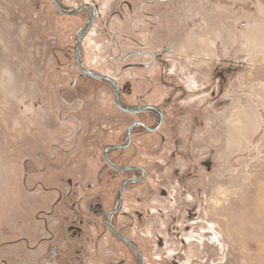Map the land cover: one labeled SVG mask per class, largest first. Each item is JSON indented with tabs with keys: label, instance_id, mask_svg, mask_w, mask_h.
<instances>
[{
	"label": "rangeland",
	"instance_id": "1",
	"mask_svg": "<svg viewBox=\"0 0 264 264\" xmlns=\"http://www.w3.org/2000/svg\"><path fill=\"white\" fill-rule=\"evenodd\" d=\"M61 1L70 6L82 0ZM94 1L101 16L86 41L85 61L100 72H111L106 56L92 47H108L102 29L118 46L121 33L113 35L112 30L130 25L111 12L118 0ZM147 9L160 18L159 27L150 28L153 48L171 49L164 56L168 66L163 76L153 72L164 85L157 80L151 97L161 102L169 96L171 103L163 129L151 136V143L138 144L134 162L147 164L150 183L168 195L155 190L147 198L151 202L143 203L144 192L137 189L136 200L128 195L126 207L133 214L135 209L143 212L142 223L122 217L116 223L127 226L147 264H169L176 251L178 261L195 264H264V0H152ZM84 19V14H59L50 0H0V264H110L122 257L134 264L129 250L109 235L97 238L99 231L93 227L81 224V233L72 235L69 220L58 217L56 227L43 221L57 202V188L66 192L70 179L72 186L75 180L81 185L93 179L96 158L72 155H87V146L94 143L101 150L117 137L109 136L115 126L107 116L118 115L105 91L63 90L67 98L81 95L86 101L87 125L79 149L68 158L46 161L43 172L34 167L37 151L50 150L54 142L68 147L77 128L64 120V104L56 91L78 74L72 49ZM162 134L164 142L159 141ZM181 180L190 189H183ZM39 181L51 189L45 191ZM114 186L93 185L79 190V196L86 199L105 188L113 195ZM144 194L148 196L147 190ZM180 194L186 204H197L191 221L188 211L180 212ZM67 212L61 209L59 214L67 217ZM198 218L202 230L213 232L211 237L192 233ZM23 222L30 225L26 231ZM177 235L189 236L184 239L188 244L183 246ZM53 245L60 258L49 259L44 252Z\"/></svg>",
	"mask_w": 264,
	"mask_h": 264
},
{
	"label": "flooded vegetation",
	"instance_id": "2",
	"mask_svg": "<svg viewBox=\"0 0 264 264\" xmlns=\"http://www.w3.org/2000/svg\"><path fill=\"white\" fill-rule=\"evenodd\" d=\"M50 2L52 7L63 16L73 17L79 14L85 15L84 25L77 30L72 49V61L78 74H76L68 84L60 87L63 89L56 91L59 100L64 104L61 112V114H64V120H72L77 128L72 134V142L68 147H65L61 143L54 142L49 145L50 150L37 151L38 158L35 159L34 167L38 172H43L46 169V161H56L60 155H63L61 156L62 158H68L67 156L69 153L79 149L81 133L85 130L87 125L84 116L86 101L81 95H72L67 98L62 95L61 91H72L77 89V92L82 94L85 88L91 89L92 93L97 92L99 89L103 90L105 91V95L110 98L112 107L118 116H107L110 123L115 126V129L110 131L109 136L113 137L114 133H117V137H115L114 141L104 143L101 150L97 147V143L89 144L87 147H90V149H88L90 154L72 155V157L76 158H94L93 160L96 158L94 161L95 164L92 167L93 170H91L93 179L84 183L81 182V185L78 180H75L74 186H72L73 182L70 179L67 182L71 185V188L67 189L66 192L57 188L60 193L57 202L52 205L49 214L45 216L46 218H43V221H49L54 225L53 227H56L58 222H55V220L58 217L66 222L69 220L67 222V230L69 233H72V235L81 233V224H85L88 228L93 227L99 231L97 238L101 239L105 234L109 235L117 243L129 250L132 254L134 264H147V256L143 253L137 240L126 233V225H123L124 227L117 225L116 219L122 217L127 218V221L131 224H135L136 222L142 223L143 212L135 209V214H133L129 210L130 208L126 207L130 204L128 195H131L132 202L136 200L137 189H141V192L144 193L146 190L148 192L147 197L144 193H140L144 198L143 203L151 195H154L155 190L160 193L161 196L168 195L163 187H154L150 183L151 174L147 164L134 162L138 155V144L144 146L151 143V136L153 134H158L160 130L163 129L166 120V109L171 103L169 96L165 97L166 100L161 102H155L151 97L157 80L159 84L162 86L164 85L161 77L165 73V66H168V59L164 58V56L168 54L167 52L171 51V49L165 47V45H161L160 50L153 48L154 46L151 41L152 30L150 28L159 27L160 18L150 9H147L151 7L152 0H144L138 6L135 5L134 0H118L115 10L111 12H113V14L115 13L114 15L118 17L120 22L125 23L129 21L130 27L128 29L116 28L112 30V32H114L113 35L121 33L122 41L120 44L117 42L118 46L109 38V32L107 33L104 29L101 30L100 33L103 32V35L106 36L105 44H107L108 47L99 45V49H96L95 46H93L92 50L97 51L101 56H106L107 63L112 65L111 72L104 73L88 66L85 61L86 41L91 34L90 32L94 24L97 22V18L101 16L98 3L95 4L96 1L94 0H82L79 3L68 6L63 4L61 0H50ZM130 19H132V21ZM137 23L148 25L147 27L149 28L136 26ZM104 27L107 29V25ZM108 39L110 41H108ZM82 69L104 77H93L92 75L82 72ZM154 70H157L161 76L160 79L153 75ZM142 86L144 87L143 90ZM96 134L99 135V132ZM160 137L159 141L164 142L165 136L162 134ZM130 150V154H127ZM40 165L42 167L45 166L42 168ZM184 181L181 180L180 182L183 189H190ZM104 182H113L115 184L114 188H112L113 195L108 191H104L107 189L105 188L102 190V194H94L86 199H84L83 195L82 197L79 196V190L88 191L92 189L93 185L98 187ZM37 183L45 191L51 189L49 187L47 188L41 181ZM188 194L194 197L189 191ZM102 195H104L103 198ZM179 196L181 197L182 194ZM109 197L110 202L107 203L106 198ZM182 197L183 198L178 202V204H180L178 207L180 212L185 210L187 214L188 211V221L192 218V211L195 210L194 208L197 207V204L194 202L188 205L184 202L186 198L184 196ZM139 200H141L140 196ZM193 200H195V198H193ZM147 201L151 202V200ZM61 209L69 211L66 213L67 217H65V215L61 217V214H59ZM40 219L42 220V217H40ZM65 221L64 225L66 224ZM193 222L194 220L191 224ZM196 223L199 225H197L198 228L196 230L192 231L193 234L197 233L198 235L201 231V233H203L202 239L205 238L204 236H212L213 232H211L210 229L202 230L203 225L199 218ZM179 225L181 226L180 223ZM184 227L185 230L190 229L188 224H185ZM178 232L177 230V233ZM177 236L178 239H183L182 235ZM51 237H54V235H51ZM187 238L190 239L189 236L184 239ZM184 239L182 241L183 246L188 244ZM60 240H66V238L62 236ZM157 243L159 246L164 245L160 237L157 238ZM166 243L167 242H165V245ZM50 247L51 246H47V249L44 251L48 258H60L61 253L56 246V254L52 256L49 254ZM134 248L136 250H134ZM173 255L174 256L169 258V264H195L191 260L186 261L184 258L178 261L176 258L180 257V251H176ZM183 255L184 253L181 251V256ZM110 264H126V259L122 257Z\"/></svg>",
	"mask_w": 264,
	"mask_h": 264
},
{
	"label": "water",
	"instance_id": "3",
	"mask_svg": "<svg viewBox=\"0 0 264 264\" xmlns=\"http://www.w3.org/2000/svg\"><path fill=\"white\" fill-rule=\"evenodd\" d=\"M77 53V52H76ZM82 72H84V73H86V74H88V75H92L93 77H104V76H102V75H99V74H96V73H91V72H89V71H85V70H83L82 69ZM134 250H136L135 248H134Z\"/></svg>",
	"mask_w": 264,
	"mask_h": 264
},
{
	"label": "built area",
	"instance_id": "4",
	"mask_svg": "<svg viewBox=\"0 0 264 264\" xmlns=\"http://www.w3.org/2000/svg\"><path fill=\"white\" fill-rule=\"evenodd\" d=\"M56 247L55 246H51L50 249H49V254L52 256V255H55L56 254Z\"/></svg>",
	"mask_w": 264,
	"mask_h": 264
},
{
	"label": "crops",
	"instance_id": "5",
	"mask_svg": "<svg viewBox=\"0 0 264 264\" xmlns=\"http://www.w3.org/2000/svg\"><path fill=\"white\" fill-rule=\"evenodd\" d=\"M24 220H26V219H24ZM26 226H30V225H29V224L27 225V223L25 224V223L23 222L22 230H23V229L25 230ZM25 231H26V230H25ZM25 231H23L22 234L26 233Z\"/></svg>",
	"mask_w": 264,
	"mask_h": 264
},
{
	"label": "bare ground",
	"instance_id": "6",
	"mask_svg": "<svg viewBox=\"0 0 264 264\" xmlns=\"http://www.w3.org/2000/svg\"><path fill=\"white\" fill-rule=\"evenodd\" d=\"M264 260V259H263ZM264 262V261H263Z\"/></svg>",
	"mask_w": 264,
	"mask_h": 264
}]
</instances>
